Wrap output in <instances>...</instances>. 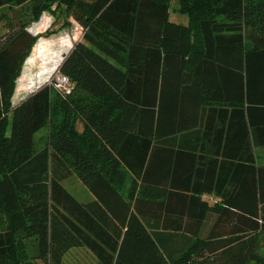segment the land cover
<instances>
[{
  "label": "trees",
  "instance_id": "16d2710c",
  "mask_svg": "<svg viewBox=\"0 0 264 264\" xmlns=\"http://www.w3.org/2000/svg\"><path fill=\"white\" fill-rule=\"evenodd\" d=\"M52 5L83 28L57 67L71 91L45 83L14 104L27 27ZM4 7L0 264H68L74 247L92 264H264V0H178L186 24L169 0Z\"/></svg>",
  "mask_w": 264,
  "mask_h": 264
},
{
  "label": "rangeland",
  "instance_id": "374dc122",
  "mask_svg": "<svg viewBox=\"0 0 264 264\" xmlns=\"http://www.w3.org/2000/svg\"><path fill=\"white\" fill-rule=\"evenodd\" d=\"M169 5L171 7L170 19L177 23L186 24V15L174 10L178 7V0H169ZM14 9L11 7L0 9V41L12 30L9 23L10 21L13 22L11 18L14 15ZM60 10L59 8L55 9V5H52L27 27V30L37 35V39L16 79V89L12 98L14 104L39 86L45 83L52 84V79L59 72L57 67L61 60L73 44L82 37L83 28L73 18H70V22L66 25H62V18L56 20V15ZM78 124L81 125L80 122ZM46 136L47 127L36 133L35 139L38 147L46 143ZM255 154L257 162L259 164L264 163V146L257 147ZM63 185L80 201L92 198L91 192L76 176L65 179ZM32 243L31 240L26 243L29 256L32 255L30 251L34 248ZM95 260V256L85 247L71 248L63 256V262L68 264H92ZM39 264L43 263L40 262Z\"/></svg>",
  "mask_w": 264,
  "mask_h": 264
},
{
  "label": "built area",
  "instance_id": "2783aa9c",
  "mask_svg": "<svg viewBox=\"0 0 264 264\" xmlns=\"http://www.w3.org/2000/svg\"><path fill=\"white\" fill-rule=\"evenodd\" d=\"M52 84L57 87L59 90H63L65 92H70L71 86L69 84L68 77L62 73H57L54 79H52Z\"/></svg>",
  "mask_w": 264,
  "mask_h": 264
},
{
  "label": "crops",
  "instance_id": "0c3cea01",
  "mask_svg": "<svg viewBox=\"0 0 264 264\" xmlns=\"http://www.w3.org/2000/svg\"><path fill=\"white\" fill-rule=\"evenodd\" d=\"M88 200H90V199H88Z\"/></svg>",
  "mask_w": 264,
  "mask_h": 264
}]
</instances>
